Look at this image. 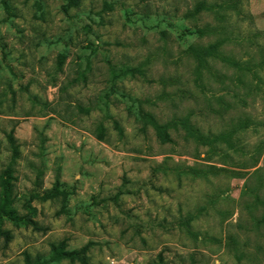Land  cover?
<instances>
[{
    "label": "rangeland",
    "instance_id": "1",
    "mask_svg": "<svg viewBox=\"0 0 264 264\" xmlns=\"http://www.w3.org/2000/svg\"><path fill=\"white\" fill-rule=\"evenodd\" d=\"M3 180L0 264H264V0H0Z\"/></svg>",
    "mask_w": 264,
    "mask_h": 264
},
{
    "label": "trees",
    "instance_id": "2",
    "mask_svg": "<svg viewBox=\"0 0 264 264\" xmlns=\"http://www.w3.org/2000/svg\"><path fill=\"white\" fill-rule=\"evenodd\" d=\"M81 0H67V7L76 6ZM201 5L199 4L195 11L193 13H197L201 9ZM191 50L193 51L195 57L198 60H205L208 57H214L216 56V45L211 44L204 48H196L192 47ZM233 63V62H232ZM127 73V72H125ZM142 117L145 119H148L149 122L152 124L154 129L156 130L157 136L164 142L170 141V136L168 133V130L170 128L176 129L180 128L182 129L186 134L189 136H192L194 139L200 141L202 144H210L213 141H215V138L207 139L205 135L200 133V130L196 128L194 125L190 123V121L186 118L183 119H175L169 124H160L158 123L153 116L142 113ZM10 186L7 180H3L2 183V193L0 197V220L3 217L8 218L11 221H23L24 216H18L13 210L9 209V206L12 203V199L10 197ZM68 195V192L64 189H53L49 192L44 193L41 198L42 199H49V198H55L58 196H61L62 199H66ZM261 204L264 208V200H261ZM264 221V213L262 217ZM2 234H5L6 232H0ZM89 245L86 244L82 246L79 249L75 250H65L63 244L55 245L53 244L51 246V251L48 257H44L42 255H39L35 264H43L45 261H58L62 258L70 259V260H78L82 264H87V258H86V252L88 250ZM25 263L26 264H32L31 262V256L26 253L25 254Z\"/></svg>",
    "mask_w": 264,
    "mask_h": 264
}]
</instances>
